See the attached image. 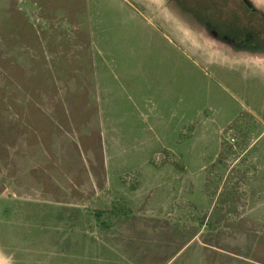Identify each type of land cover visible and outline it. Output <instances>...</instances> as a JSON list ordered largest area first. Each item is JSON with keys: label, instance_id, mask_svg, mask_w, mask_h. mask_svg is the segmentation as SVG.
Instances as JSON below:
<instances>
[{"label": "rangeland", "instance_id": "374dc122", "mask_svg": "<svg viewBox=\"0 0 264 264\" xmlns=\"http://www.w3.org/2000/svg\"><path fill=\"white\" fill-rule=\"evenodd\" d=\"M167 1L0 0V264H264V64Z\"/></svg>", "mask_w": 264, "mask_h": 264}, {"label": "crops", "instance_id": "0c3cea01", "mask_svg": "<svg viewBox=\"0 0 264 264\" xmlns=\"http://www.w3.org/2000/svg\"><path fill=\"white\" fill-rule=\"evenodd\" d=\"M183 1L185 0H168L164 6L168 7L172 17L188 33L197 34L205 47L215 53L214 56L229 63L264 64V39H259L255 43L254 39L257 35L253 38L249 36L251 33L264 36V0H210L213 6L217 7L214 12L216 19L212 20L207 19V15L201 11H198L199 13L184 11V6L179 4ZM239 23L243 26H251V31H239ZM233 26L237 30H233ZM244 39L249 41V44L253 42L254 45H248L243 41ZM96 86L99 87L100 84ZM105 102L104 99V103H101L100 99L102 111L106 109ZM160 107L162 108L161 104ZM179 111V114L173 112L167 119L160 112L156 116L160 129L167 130L168 136H173L174 142L180 141L179 133L186 123L185 102H180Z\"/></svg>", "mask_w": 264, "mask_h": 264}, {"label": "flooded vegetation", "instance_id": "af4514ba", "mask_svg": "<svg viewBox=\"0 0 264 264\" xmlns=\"http://www.w3.org/2000/svg\"><path fill=\"white\" fill-rule=\"evenodd\" d=\"M263 35H264V34H263ZM249 36L253 38V37L255 36V34L251 33V35H249ZM247 39H248V38H247ZM243 41H246L245 43H247L248 45H251V46H253V45H254V43H253L252 41H251V42H252V44H249L250 42H249V41H247V40H245V39H244ZM254 41H255V43H257V42H256V41H257V40H256V38L254 39Z\"/></svg>", "mask_w": 264, "mask_h": 264}, {"label": "built area", "instance_id": "2783aa9c", "mask_svg": "<svg viewBox=\"0 0 264 264\" xmlns=\"http://www.w3.org/2000/svg\"><path fill=\"white\" fill-rule=\"evenodd\" d=\"M229 141L232 142L233 141V138H230Z\"/></svg>", "mask_w": 264, "mask_h": 264}]
</instances>
